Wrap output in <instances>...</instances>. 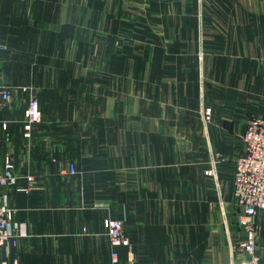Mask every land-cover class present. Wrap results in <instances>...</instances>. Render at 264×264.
I'll return each mask as SVG.
<instances>
[{
    "label": "crops",
    "instance_id": "0c3cea01",
    "mask_svg": "<svg viewBox=\"0 0 264 264\" xmlns=\"http://www.w3.org/2000/svg\"><path fill=\"white\" fill-rule=\"evenodd\" d=\"M104 2L0 0V176L9 159L16 178L0 187V197L7 196L15 222L26 229L0 249V264H250L238 247L246 237L237 220L229 229L224 208L231 197L228 191L223 199L220 180L231 164L219 173L210 165L209 175L188 163L189 156L203 163L194 148L234 141L216 121L204 122L215 84H237L239 76L248 81L235 64L232 73L219 74L215 40L221 30L235 32L244 36V52L264 50V0H208V10L197 0L195 12L182 6L165 18L195 19L187 35L180 26L184 36L166 45L169 52L127 61L109 58L105 24L118 12ZM155 18L135 12L134 30L151 37ZM167 29L172 34L168 22ZM34 51L37 60L24 62ZM261 69L252 72V84L264 83ZM31 83L42 120L28 139L23 126ZM245 91L250 101V85ZM70 165L76 174L67 173ZM212 194L222 205L226 235L220 218L213 219ZM109 218L124 221L129 246L112 247ZM262 220L256 256L264 264Z\"/></svg>",
    "mask_w": 264,
    "mask_h": 264
},
{
    "label": "rangeland",
    "instance_id": "374dc122",
    "mask_svg": "<svg viewBox=\"0 0 264 264\" xmlns=\"http://www.w3.org/2000/svg\"><path fill=\"white\" fill-rule=\"evenodd\" d=\"M195 2H197V0H107V4L104 2V4L107 5V10L108 11L116 10L118 12V14L117 13L114 14V16H117V18L108 19L107 24H105L107 28L106 33L108 34L107 36L109 38V39L107 38V43L109 44L110 49H112L110 50L109 58L116 59V57H119V59L121 60L123 59L125 61L135 60V58H139V57L140 58L144 57L145 59H147L146 56H148V52H150L153 55H158L159 52H163V51L165 52V50L169 52L168 49L169 46L166 45H169L171 42L175 43L178 40V38L180 39L181 37L184 36V34L186 36L187 28L193 27L195 25L194 23H196L195 22L196 20L195 19L166 20L165 14L170 15L172 13L171 15L173 16V12L175 11L180 12L181 7L185 5H186V9L184 8V10H187L188 12L191 11L195 12V8H196ZM206 2L204 0V10L205 9L208 10ZM209 6H210V10L214 9V7L213 8L211 7V5ZM135 12L146 15L150 12V14H154V16L156 17L154 20L150 21L151 22L150 25L152 24V27L154 28V29H150L153 35L149 37V35L144 31L143 32L145 33L144 38L143 40L140 39L138 43L136 42V40L138 36H140L143 33L139 32L138 30H134V26L136 25L135 24L133 25L132 18ZM167 22L169 24V27L173 28L172 34H170L167 29ZM180 26L184 27V34L182 31L179 34ZM217 33L219 34V36L218 39L215 40V50L219 58L216 57L215 62L216 65L219 66V74L227 75L230 72V69L232 73L235 64L237 66L238 71L241 69L243 72H245V74L248 76V81L246 80V82L244 83L239 76L237 77V84L233 82H230V84L228 83H220L215 85L213 84L214 85L213 90L216 92L214 94H216L217 96L213 98L212 96L209 97L210 94H208L207 96L208 100L206 99V104L204 108L205 110L204 122L206 124H209L213 121L214 122L216 121L217 124H219V126L222 127L223 129L221 135L227 138L231 137L232 139H234V141L231 147H226V148H216V147L194 148V150L198 149V153H197L198 161L203 160V163H198L196 161L194 162V160L191 159L192 156H189L188 164L189 165L194 164V167H191L190 169L192 168L196 169V167L199 169L203 168L205 171H207L206 172L207 174H209L208 169L210 165L211 168H215L216 166L217 171L219 173V170L221 169L223 163L231 164L225 167L223 171L224 173L222 174V178L220 180L222 197L228 191L230 192V197H231L230 207H228V203L224 201V208H225L228 224L230 226L229 229L231 230L232 226L235 225L236 220L238 222V214H239V210L236 206V201H234L235 205L233 204V199H232L233 193L231 190V185L233 180L232 164L235 162V159L237 158V157L235 158L234 156H236L238 154L237 152H239L243 148V143H244L243 136L245 133L244 129L247 126L248 122L255 117H264V112H263L264 83L261 81V78L256 80V82L253 84L252 82L249 81V78L252 76V72H254L255 74L261 68H262L261 71L264 70V66L262 65L264 64V50L257 49L250 51L249 49H246V51L244 52L243 50L244 47L240 45V43L242 44L243 42L244 36H242L240 39L237 33L234 32L232 34H229L227 32H224L223 30ZM187 37L185 38V40H187ZM117 39L119 40V42L117 41ZM149 40H150V46H149ZM117 47L119 48L118 53L116 50ZM227 48L229 49V51L227 50ZM176 51L178 53V49L173 50L174 53ZM26 54L27 53L24 54V62L27 59H33L34 62L37 60V52L35 51L32 53L30 52L29 57ZM28 71L31 73V70ZM32 71L33 74L35 75L37 73L36 67ZM29 85L31 86L29 87V91H31V96L37 97L36 84L31 83ZM233 85H235V87L237 86V89L235 91L228 92L227 88H231V87L234 88ZM247 85H250V89L253 91L252 98L250 101H248V99L250 98L246 97L247 91L245 90L247 88ZM220 86L226 88V91H224L223 89L219 90ZM255 94L258 96H256ZM253 101H255V103L251 105L250 103ZM248 109L255 110V112L257 111L258 113L251 112ZM234 126H236V128ZM229 127L231 128L233 127V129L230 130ZM180 150L190 151L191 147L188 148L181 147ZM210 153L211 154L213 153L212 154L213 157H211L212 155ZM207 200L208 203H210V206H212L211 208L213 210V219L220 218L222 222L221 225H223L222 227L223 230L220 231V233H224V235H226V229L223 224V215L220 207L222 205L216 203L215 201L216 196L213 194L209 196ZM263 216H264V211H260L257 216V246L263 236L262 235ZM111 220H116V219H112V218L107 219L108 224ZM123 229H124V235L127 238L126 235L127 231L125 225ZM107 234H108V226H107ZM243 234L245 235L244 232ZM241 244L238 247L241 250V252L242 251L245 252L241 247ZM112 247L117 248L113 245ZM116 253L117 252L114 251L112 256L114 261H116L118 258V254H117V258L116 259L114 258V254ZM258 264H261L260 259H258Z\"/></svg>",
    "mask_w": 264,
    "mask_h": 264
},
{
    "label": "built area",
    "instance_id": "2783aa9c",
    "mask_svg": "<svg viewBox=\"0 0 264 264\" xmlns=\"http://www.w3.org/2000/svg\"><path fill=\"white\" fill-rule=\"evenodd\" d=\"M42 120L39 99L32 96L25 112L24 135L32 138L34 127ZM244 151L235 159V201L239 210L238 226L245 233L246 240L241 244L243 250L252 259L250 264H258L257 248V216L264 211V117H255L246 126L243 136ZM214 161V159H213ZM6 173L0 176V187L16 183L13 165L9 159L5 162ZM67 173H77L76 167L70 165ZM209 174L213 170L208 171ZM30 181L33 179L30 177ZM15 210L10 206L7 196L0 197V249L7 247L12 240L24 237V225L14 220ZM108 235L115 247L129 246L124 235L122 220H111L108 224ZM117 258V253L114 254Z\"/></svg>",
    "mask_w": 264,
    "mask_h": 264
}]
</instances>
